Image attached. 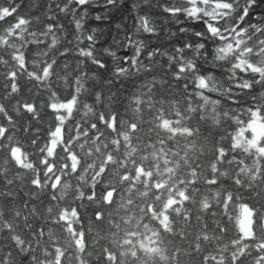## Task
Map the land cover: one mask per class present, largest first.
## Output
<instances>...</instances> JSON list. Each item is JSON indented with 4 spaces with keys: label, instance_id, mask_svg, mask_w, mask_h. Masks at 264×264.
I'll list each match as a JSON object with an SVG mask.
<instances>
[{
    "label": "trees",
    "instance_id": "16d2710c",
    "mask_svg": "<svg viewBox=\"0 0 264 264\" xmlns=\"http://www.w3.org/2000/svg\"><path fill=\"white\" fill-rule=\"evenodd\" d=\"M0 264H264V0H0Z\"/></svg>",
    "mask_w": 264,
    "mask_h": 264
},
{
    "label": "snow or ice",
    "instance_id": "6c2138e0",
    "mask_svg": "<svg viewBox=\"0 0 264 264\" xmlns=\"http://www.w3.org/2000/svg\"><path fill=\"white\" fill-rule=\"evenodd\" d=\"M108 2L109 3H111L112 2V0H108ZM253 3H254V0H253ZM245 15H246V13H244ZM97 19H99V17H97ZM199 35V34H198ZM128 58L127 57H125V60H127Z\"/></svg>",
    "mask_w": 264,
    "mask_h": 264
}]
</instances>
